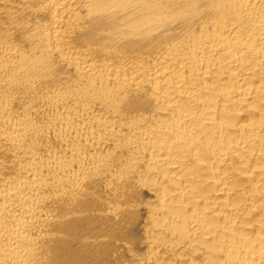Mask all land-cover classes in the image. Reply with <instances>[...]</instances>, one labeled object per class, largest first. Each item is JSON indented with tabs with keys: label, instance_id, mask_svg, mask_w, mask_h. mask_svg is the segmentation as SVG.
Returning a JSON list of instances; mask_svg holds the SVG:
<instances>
[{
	"label": "bare ground",
	"instance_id": "6f19581e",
	"mask_svg": "<svg viewBox=\"0 0 264 264\" xmlns=\"http://www.w3.org/2000/svg\"><path fill=\"white\" fill-rule=\"evenodd\" d=\"M0 264H264V0H0Z\"/></svg>",
	"mask_w": 264,
	"mask_h": 264
}]
</instances>
